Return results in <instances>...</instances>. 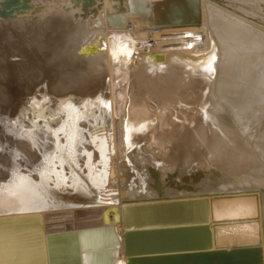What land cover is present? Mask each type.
<instances>
[{
    "label": "bare ground",
    "instance_id": "1",
    "mask_svg": "<svg viewBox=\"0 0 264 264\" xmlns=\"http://www.w3.org/2000/svg\"><path fill=\"white\" fill-rule=\"evenodd\" d=\"M236 193L264 253V0H0V264H127L123 206Z\"/></svg>",
    "mask_w": 264,
    "mask_h": 264
},
{
    "label": "water",
    "instance_id": "2",
    "mask_svg": "<svg viewBox=\"0 0 264 264\" xmlns=\"http://www.w3.org/2000/svg\"><path fill=\"white\" fill-rule=\"evenodd\" d=\"M249 195L255 194L236 193L208 200L164 199L123 206V226L128 228L123 233L127 264H264L260 230L249 237L243 228L257 225V214L215 217L214 209L219 203ZM98 199L103 198L98 195ZM58 233L61 232L50 235ZM109 262L100 256L94 264Z\"/></svg>",
    "mask_w": 264,
    "mask_h": 264
},
{
    "label": "snow or ice",
    "instance_id": "3",
    "mask_svg": "<svg viewBox=\"0 0 264 264\" xmlns=\"http://www.w3.org/2000/svg\"><path fill=\"white\" fill-rule=\"evenodd\" d=\"M67 115H69L73 120H76L77 119V116L71 112H67ZM57 135L59 134H64V136L69 140V143L67 145L64 146V150L67 151V154H68V158L72 161V162H75V159L73 158L72 154L73 152L75 151L74 150V144L72 143V141L74 140L75 138V132H74V129L73 127L69 126V125H66L65 127L61 128L58 130V133H56ZM53 161H55L56 159H63V157H53L52 158ZM58 167H57V171H58ZM48 175L47 172L45 171H41L39 172V176L42 177V178H46ZM52 175L55 176V173H53ZM29 183L31 184L32 187L35 188L36 184L33 182V181H29ZM40 190V188L36 189V191L38 192ZM35 195V193H34Z\"/></svg>",
    "mask_w": 264,
    "mask_h": 264
}]
</instances>
